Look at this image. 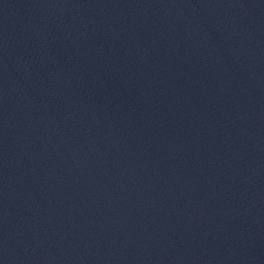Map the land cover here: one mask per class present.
Returning <instances> with one entry per match:
<instances>
[{"label":"water","instance_id":"95a60500","mask_svg":"<svg viewBox=\"0 0 264 264\" xmlns=\"http://www.w3.org/2000/svg\"><path fill=\"white\" fill-rule=\"evenodd\" d=\"M0 264H264V0H0Z\"/></svg>","mask_w":264,"mask_h":264}]
</instances>
